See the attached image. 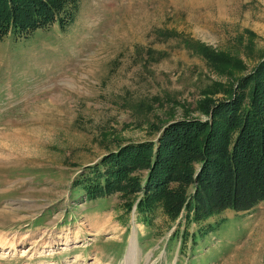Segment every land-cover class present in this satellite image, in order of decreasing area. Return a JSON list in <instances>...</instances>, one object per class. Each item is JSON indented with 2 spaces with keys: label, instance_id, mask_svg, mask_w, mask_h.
<instances>
[{
  "label": "rangeland",
  "instance_id": "rangeland-1",
  "mask_svg": "<svg viewBox=\"0 0 264 264\" xmlns=\"http://www.w3.org/2000/svg\"><path fill=\"white\" fill-rule=\"evenodd\" d=\"M40 2L36 26L0 27V264H127L132 241L139 264H264V199L189 208L200 164L175 153L194 124L249 103L264 0ZM225 117L214 144L230 153ZM129 146L138 164L113 158ZM160 148L167 177L151 182Z\"/></svg>",
  "mask_w": 264,
  "mask_h": 264
},
{
  "label": "trees",
  "instance_id": "trees-1",
  "mask_svg": "<svg viewBox=\"0 0 264 264\" xmlns=\"http://www.w3.org/2000/svg\"><path fill=\"white\" fill-rule=\"evenodd\" d=\"M37 1L40 2V0ZM30 2L31 0H0V7L3 6L4 9H0V27L7 25L8 28H10L9 25L21 28L36 26L38 19L29 17L32 13V3ZM41 7L42 5L38 9V13L32 15V17L41 16L39 11ZM24 16L26 18H24ZM27 20L30 21L27 22ZM2 21L3 23H1ZM263 68L264 63L259 72L252 76L248 83L252 85L248 104L243 106V104L239 102V98L231 99L232 101L230 100L227 105H224L222 109L219 110L213 125L194 124L191 127L200 130L195 131L199 134L198 136L196 135L197 138L193 135L191 136L192 139L196 138L195 142H193V147L191 145L185 149V144L180 142L177 143L175 152L177 154L176 162L179 158H187V162L188 160L190 162L189 164H200L199 167H197L200 171L196 176V187L187 197L183 196L181 198L182 203H186L188 200V207L194 208L197 212H201L202 210V213H206L205 215H212L226 209H231L233 211L247 210L259 200L264 199ZM225 113L235 116L234 119L231 120V123L234 124L232 129H237L230 153L223 152L226 150V147H224L222 151L215 145L218 141V145L222 146L227 139V131L230 128L224 125V121L227 118L225 117ZM200 138L204 139L203 142ZM161 148L158 153L154 155L152 162V169L157 174L151 179H149V176L148 181L157 182V180L167 177L169 156L163 155V150H161ZM143 150L145 149L129 146L120 149L117 154L113 155V158L117 160L121 159L119 162L126 164L131 154H134L131 161L138 164L142 157ZM120 153L124 156L120 157ZM190 153L195 157L189 158ZM149 157L147 163L143 161L144 165H149L151 156ZM195 158L196 160H194ZM119 162L117 163L118 166L122 167ZM109 169H112V173L116 170L114 167H109ZM194 172H196V169L188 175L190 179H192L193 174H195ZM222 183L233 186L230 195L225 198L220 197L219 193V195L216 194L217 188H223L220 187ZM150 186L151 185L146 188V191H150Z\"/></svg>",
  "mask_w": 264,
  "mask_h": 264
},
{
  "label": "bare ground",
  "instance_id": "bare-ground-1",
  "mask_svg": "<svg viewBox=\"0 0 264 264\" xmlns=\"http://www.w3.org/2000/svg\"><path fill=\"white\" fill-rule=\"evenodd\" d=\"M134 240V239H133ZM131 249L129 251V255L128 258L126 259L128 262L127 264L131 263V264H139V251L138 248L136 247V242L132 241L131 243Z\"/></svg>",
  "mask_w": 264,
  "mask_h": 264
}]
</instances>
